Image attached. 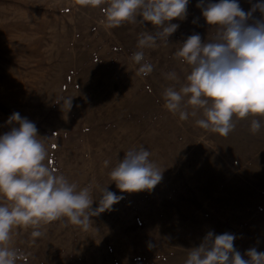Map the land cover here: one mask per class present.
<instances>
[{
    "label": "rangeland",
    "instance_id": "1",
    "mask_svg": "<svg viewBox=\"0 0 264 264\" xmlns=\"http://www.w3.org/2000/svg\"><path fill=\"white\" fill-rule=\"evenodd\" d=\"M256 2L239 0L246 12ZM197 3L189 0L186 17L171 21L179 27L167 42L140 48L141 34L159 29L109 28L106 3L0 0V135L17 126L8 123L14 112L34 122L45 163L77 190L89 187L97 209L87 229L67 218L42 224L36 238L32 227H14L8 246L23 253L17 264H185L209 231L233 234L244 259L250 248L264 252V117H234V130L221 136L197 125L203 112L188 97L187 120L164 107L165 89L179 90L191 71L176 56L182 43L194 33L205 42L216 35ZM137 51L153 66L147 76L132 59ZM252 119L262 125L255 134ZM140 147L162 179L151 190L121 192L110 173ZM105 189L122 198L100 212Z\"/></svg>",
    "mask_w": 264,
    "mask_h": 264
},
{
    "label": "clouds",
    "instance_id": "2",
    "mask_svg": "<svg viewBox=\"0 0 264 264\" xmlns=\"http://www.w3.org/2000/svg\"><path fill=\"white\" fill-rule=\"evenodd\" d=\"M83 5L99 7L109 28L124 22H149L159 29L145 31L138 47H152L158 40L167 38L178 29L171 23L184 19L189 0H80ZM206 23L217 29L210 41H202L194 33L182 43L176 56L191 66L187 84L179 90L168 87L163 93L164 107L187 120V104L203 112L196 121L203 129L227 136L235 128L233 118L264 117V0H257L249 11H244L239 0H198L196 5ZM259 12L260 16H254ZM138 17L140 19H138ZM132 59L140 65L139 73L147 76L153 71L144 60L143 51L133 53ZM175 79V73H169ZM69 110L72 99L64 101ZM192 115H196L195 112ZM15 122L9 131L0 135V264H17L23 258L18 249L9 247L14 227H32L31 236L44 233L42 224L67 218L72 225L87 229L93 199L89 187L77 190L63 175L46 164L48 152L38 136L34 122L14 112L8 123ZM261 122L252 119L250 131L255 134ZM38 137L40 139H38ZM150 153L143 147L125 153L110 173L121 192H140L153 189L162 179V172L149 160ZM107 163V162H106ZM115 193L104 190L99 201L103 209L110 210L119 199ZM100 207V206H99ZM235 236L209 231L198 247L190 249L185 264H264V252L250 248L244 259L234 247ZM149 248L154 247L151 243Z\"/></svg>",
    "mask_w": 264,
    "mask_h": 264
}]
</instances>
